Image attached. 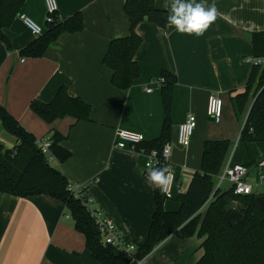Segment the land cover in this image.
I'll use <instances>...</instances> for the list:
<instances>
[{
    "label": "crops",
    "instance_id": "1",
    "mask_svg": "<svg viewBox=\"0 0 264 264\" xmlns=\"http://www.w3.org/2000/svg\"><path fill=\"white\" fill-rule=\"evenodd\" d=\"M57 2L60 19L81 11L84 28L62 33L41 57L22 56L21 49L37 36L19 14L25 13L44 29L47 21L45 0H26L5 29L8 43L0 40V105L37 139L49 138L54 130L65 136L62 145L71 155L61 162L47 151L51 165L70 183L87 184L94 207L111 218L129 240L138 244L146 240L155 198L144 178L146 154L118 148L116 134L119 129H131L144 133L146 141L159 137L165 112L158 78L164 69L178 77L169 147L178 180L188 187L193 173L201 169L206 140L230 139L234 144L228 157L247 164L253 192L264 196V178L256 166L264 156V142L239 140L253 98L243 120L237 117L232 101L245 90L253 65L251 34L264 30V0H207L206 7L215 4L219 14L202 36L141 21L136 27L143 39L136 54L141 74L128 89L113 85V70L103 62L111 40L129 33L125 0ZM155 3L168 9L171 0ZM62 85L92 106L90 120L77 121L66 115L49 123L31 110L32 100L49 102ZM212 93L223 99L220 121L208 113ZM190 113L196 116L197 126L191 144L182 146L177 141L178 130ZM0 144L6 148L17 144L1 121ZM220 187L231 186L227 182ZM181 191L176 188L175 197L165 201L166 210L180 208L177 196ZM202 242L198 234L185 236L177 231L159 243L143 264H195L204 254ZM0 264L102 263L92 256L85 235L75 228L62 201L46 194L19 197L0 191Z\"/></svg>",
    "mask_w": 264,
    "mask_h": 264
},
{
    "label": "trees",
    "instance_id": "2",
    "mask_svg": "<svg viewBox=\"0 0 264 264\" xmlns=\"http://www.w3.org/2000/svg\"><path fill=\"white\" fill-rule=\"evenodd\" d=\"M25 1L0 0L1 41L8 43L5 29L13 23ZM124 10L129 18V33L111 40L103 62L113 70V85L128 89L141 74L136 54L143 39L136 27L145 19L160 27H167L168 9L157 7L155 0H125ZM84 26L81 11L65 19H60L56 12L52 20L46 21L44 32L22 48L20 53L22 56L41 57L62 33L81 31ZM251 42L254 56H263L264 30L253 32ZM161 77L164 78L161 84L165 112L163 127L159 137L138 145L146 151L156 149L162 152L171 141L172 101L178 77L167 69L162 70ZM251 98L253 104L243 121L239 138L245 144L264 142V64L252 65L245 90L232 97L240 120H243ZM30 108L49 123L66 115L73 116L77 121L90 120L92 112V106L81 97L71 95L66 85L60 86L49 102L32 100ZM0 121L3 128L17 140L13 148L0 144V191L19 197L46 194L62 201L73 217L75 228L85 235L87 248L100 263L136 264L159 243L180 231L185 236L198 234L203 237L204 254L195 264H264V209L257 202L258 195L254 192L238 195L233 187L226 190L216 187L233 140L205 141L201 169L193 173L188 188L178 194L180 208L177 211L166 210V196L153 188L155 211L147 238L143 243H136L134 252L127 253L102 242L99 224L86 206L84 197L71 190L66 175L51 165L47 151L61 162L71 155V151L62 145L65 136L54 130L49 137L48 149H44L39 145L40 139L2 105ZM117 253H122L128 260L118 257Z\"/></svg>",
    "mask_w": 264,
    "mask_h": 264
},
{
    "label": "built area",
    "instance_id": "3",
    "mask_svg": "<svg viewBox=\"0 0 264 264\" xmlns=\"http://www.w3.org/2000/svg\"><path fill=\"white\" fill-rule=\"evenodd\" d=\"M47 9V20H52L53 16L58 11L57 0H45ZM20 18L24 21L26 26L31 30L35 36H39L44 32V27L36 22L31 17L27 16L25 13H20ZM253 64H264L263 56H254L251 58ZM158 81L160 84L164 82L163 77H159ZM148 92L152 91V88L147 87ZM223 112V99L219 94L212 93L209 97L208 113L216 121H220ZM197 126V118L193 113L188 114L186 120L180 124L178 130L177 141L182 146H189L191 144L192 136L194 130ZM117 139L115 141V146L122 149L137 150L146 154L147 161L150 159L153 166L165 165L172 170L174 175V182L170 189V195L166 196L167 199H173L175 197L174 191L176 188H181L185 191L188 187L187 184L182 183L178 180L177 175L174 170V165L170 159V144L166 145L162 152H158L156 149L151 151H146L144 148H139L138 145L146 140L145 134L131 129H119L117 130ZM39 145L44 149H48L50 145L49 138L41 139L38 141ZM165 152L167 153L168 159H164ZM257 168L260 169L261 179L264 178V156L257 162ZM250 168L241 162L232 161L231 157L226 160L220 175L217 178V188H221L224 181L227 180L230 186L234 188V193L238 195L251 194L254 190V185L252 182L247 180ZM87 184H70L71 190H73L77 195L81 194L84 197V201L91 213L96 217L99 224L102 242L104 244H111L117 247L120 252L132 253L136 249V243L129 240V238L120 230L117 224L108 216L103 214L99 209L94 207V200L89 195ZM237 203V201H234ZM204 210V209H203ZM136 264H143V260L138 261Z\"/></svg>",
    "mask_w": 264,
    "mask_h": 264
},
{
    "label": "clouds",
    "instance_id": "4",
    "mask_svg": "<svg viewBox=\"0 0 264 264\" xmlns=\"http://www.w3.org/2000/svg\"><path fill=\"white\" fill-rule=\"evenodd\" d=\"M206 3L207 0H201L200 3L196 0H171L166 18L167 25L174 26L180 33L202 36L219 14L215 4L206 7ZM164 159H168L166 152ZM145 179L149 187L168 196L175 178L167 164L154 167L149 159L145 165Z\"/></svg>",
    "mask_w": 264,
    "mask_h": 264
},
{
    "label": "water",
    "instance_id": "5",
    "mask_svg": "<svg viewBox=\"0 0 264 264\" xmlns=\"http://www.w3.org/2000/svg\"><path fill=\"white\" fill-rule=\"evenodd\" d=\"M257 202L262 207V209H264V196H262V195L257 196ZM117 256L118 257H121V258H124L125 260H128V257H126L125 255H123L122 253H117Z\"/></svg>",
    "mask_w": 264,
    "mask_h": 264
},
{
    "label": "rangeland",
    "instance_id": "6",
    "mask_svg": "<svg viewBox=\"0 0 264 264\" xmlns=\"http://www.w3.org/2000/svg\"><path fill=\"white\" fill-rule=\"evenodd\" d=\"M251 64H252V63H251ZM227 182H228L227 180L224 181V186L227 184ZM205 208H206V206H205Z\"/></svg>",
    "mask_w": 264,
    "mask_h": 264
}]
</instances>
